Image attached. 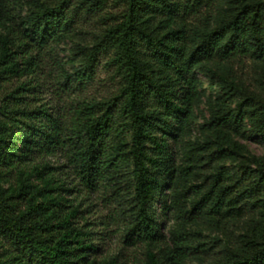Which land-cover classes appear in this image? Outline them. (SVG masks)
<instances>
[{"label":"trees","instance_id":"trees-1","mask_svg":"<svg viewBox=\"0 0 264 264\" xmlns=\"http://www.w3.org/2000/svg\"><path fill=\"white\" fill-rule=\"evenodd\" d=\"M110 1L0 0V264H122L100 256L85 210L48 166H27L63 141L58 117L32 94L46 56L67 42L70 56L56 64L65 82L91 80L102 53L121 77L118 95L82 108L71 146L84 187L131 186L126 238L147 245L144 264L210 253L193 225L223 236L246 210L238 241L214 236L221 251L207 264H264V157L243 142L264 138V94L234 65L252 58L264 72V0H223L198 23L186 0H124L92 43L77 41V17ZM201 104L208 116L199 122ZM169 212L176 224L166 239Z\"/></svg>","mask_w":264,"mask_h":264},{"label":"rangeland","instance_id":"rangeland-1","mask_svg":"<svg viewBox=\"0 0 264 264\" xmlns=\"http://www.w3.org/2000/svg\"><path fill=\"white\" fill-rule=\"evenodd\" d=\"M192 4V11L186 16L190 22L198 23L201 19L215 16L217 7L223 4V0H186ZM126 10L124 0H111L105 12L101 14L83 13L77 17V29L79 30L76 40L84 43H92L95 34L101 32L112 23L110 15L117 16ZM109 13L106 18H102L104 13ZM211 19V18H210ZM73 43L62 44L65 51L54 52L46 56V62L40 79L41 85L36 89L32 98L35 104H43L52 111L62 125L61 144L47 152L35 153L27 162V166H48L47 173L52 175L59 183L64 184V188L70 192H62L64 196L75 204H81V209L85 210L83 216L89 222L88 226L96 232L95 237L101 243L102 257L115 256L122 264H144L146 260L147 245L143 242H133L126 238L125 228L128 222L127 202L125 198L131 195L129 183H121L119 189L111 185H100L94 189H87L81 184L80 177L75 168V150L72 148V138L76 135L79 126L80 111L88 102H106L115 97L120 92L121 77L116 67L109 62L111 53H102L96 64V71L91 80L85 84L67 83L59 76V66L57 62H63L70 56V48ZM60 51V50H59ZM259 62L252 58H242L235 60V72L242 78L250 88L264 94V72L258 66ZM70 69V65L67 66ZM207 89L208 79L199 74ZM217 89L214 90L216 92ZM203 115L208 116L206 106L199 107V122L203 120ZM249 149L257 156L264 157V138L260 135H252L243 141ZM15 179V173L11 175ZM159 206V201L157 202ZM252 211L243 212L240 222H230L227 234L207 227L205 224L193 225L200 233L192 236L197 243H202V249L212 247L210 253L199 254V258L192 257L188 264H207L215 256L219 255L220 245L214 241V236H221L222 241L237 242L241 234V221H243ZM83 220V222L85 221ZM176 224L174 216L169 212L162 220V230L166 239L170 236V229Z\"/></svg>","mask_w":264,"mask_h":264}]
</instances>
